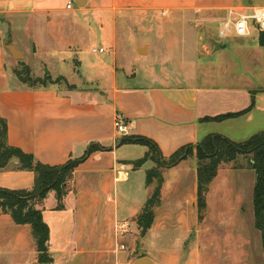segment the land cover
<instances>
[{"label":"crops","instance_id":"0c3cea01","mask_svg":"<svg viewBox=\"0 0 264 264\" xmlns=\"http://www.w3.org/2000/svg\"><path fill=\"white\" fill-rule=\"evenodd\" d=\"M74 3L78 5L77 0H0V116L8 124L9 145L33 154L44 165L60 166L70 159H81L92 143L104 147L78 166L61 205L50 192L39 208L50 230L48 252L53 264L90 252L118 255L113 261L123 264L125 249L119 250L118 241L125 238L126 228L121 226L136 223L141 205L143 208L150 198L145 200V190L150 188L152 194L156 187H148L144 179L154 167L152 162L139 170L131 164L143 158L148 149L120 145L124 137L151 139L163 157L170 158L210 134L242 143L264 133L261 35L253 30L246 37L234 33L221 37L219 32L233 13L257 6H243L238 0H84V5L75 9ZM18 15L28 27L32 25L35 54L40 51L37 41L49 28L56 29L61 52L78 56L71 37L82 24L83 31L98 37L108 49L101 47L105 49L103 56L88 64L89 77L76 71L78 84L62 77L76 87L74 90H63L60 85L35 88L20 80L11 87L14 75L8 66L15 73L16 65L4 45L7 41L17 45L11 35H3L2 26H12V17ZM26 66L36 78H42L35 65L26 62ZM228 114L237 116L208 120ZM118 120L128 127L123 136L115 126ZM17 165L13 160L12 168L0 170L1 188L34 186L35 174L16 170ZM234 171L248 174L252 180L250 199L254 198L255 171L250 166L224 164L210 185L207 212L210 197L219 187L226 190L229 178L234 181ZM163 177L161 204L149 232L159 228L161 221L198 222L196 161H182L166 169ZM120 189L126 196L136 190L133 205H121ZM242 193L245 195L241 190L235 198L238 207L245 202ZM241 212L238 209L236 215L241 216ZM199 249L192 252V260ZM27 250L28 261L17 257ZM0 264H39L31 227L17 225L7 214L0 217Z\"/></svg>","mask_w":264,"mask_h":264},{"label":"rangeland","instance_id":"374dc122","mask_svg":"<svg viewBox=\"0 0 264 264\" xmlns=\"http://www.w3.org/2000/svg\"><path fill=\"white\" fill-rule=\"evenodd\" d=\"M238 2L243 6H264V0H238ZM74 8L79 9L75 3ZM83 21L81 20L82 23ZM24 22L20 15L12 17V26L7 24L2 26L3 35L6 38H11V35L18 50L25 56V61H15L16 70L24 71L27 62L31 66H36L42 79L51 74L56 78H52L55 81L66 77L69 83L78 84L80 79L76 71H79L82 76L89 77L88 64L103 56V53L96 54L92 50L104 46L107 48V44L100 41L98 37L83 31L82 24L80 29L75 31L77 34L74 33V36L71 37L75 40V52L78 53V56L74 57L61 52L62 44H59V41L56 42V29L49 28L43 30L41 39L39 38L37 41L40 45V51L38 50V54H35L33 51V44L36 41L35 32L30 28L32 27L31 24L28 27ZM25 26L28 27V30H25ZM256 35L255 33L253 36ZM49 39H52L53 42ZM6 59L12 65L13 60L8 53ZM78 61H82L83 64L79 65ZM8 70L14 75L9 82V86L13 87L19 78L13 73L11 67L8 66ZM31 76L36 78L32 71ZM57 85H60L59 87L63 90H71L65 83ZM240 165L249 166V158H238L237 161L227 164V167L237 168ZM153 168L163 172L166 170L156 167L155 164ZM143 169L145 170L146 167ZM231 174L236 184L229 178L230 183L226 190L220 187L219 190H216L218 192L214 193L212 198L210 197L209 210L205 212L201 221H161L159 228L152 229L151 232L148 231L145 236H142L137 223L130 222L125 229V238L121 242L118 241L119 250L125 249L123 251L125 253L123 264H134L136 260L145 257L156 264H264V240L261 231L256 226L254 202L253 199H250L252 193L249 183L252 180L245 172L237 174L234 171ZM144 179H146V174H144ZM235 186H237V192ZM148 190H145V200L152 195ZM241 190L245 191V195L242 193L245 202L238 207L235 198ZM145 192L143 190V193ZM223 192L228 197L223 198V194H221ZM129 194L130 196H126L125 191L120 189L121 205L123 203L134 204L135 196H137L136 190L133 194ZM166 202L167 204L170 203L169 201ZM238 209L242 210L241 216L236 215ZM201 231H203L202 234H200ZM198 235L205 242L199 243ZM197 249L199 252L196 255L193 253L195 256L192 260V252ZM171 251L177 253L170 254ZM17 257L28 261L30 252L27 250L26 253L17 255ZM117 258L118 255L111 254L109 256V254L104 255L99 252L79 253L67 256L61 264H117L116 261H113Z\"/></svg>","mask_w":264,"mask_h":264},{"label":"trees","instance_id":"16d2710c","mask_svg":"<svg viewBox=\"0 0 264 264\" xmlns=\"http://www.w3.org/2000/svg\"><path fill=\"white\" fill-rule=\"evenodd\" d=\"M260 41L264 45V35L260 36ZM15 74L22 83L35 88H47L49 85L60 83L67 84L71 90L76 88L70 86L64 78H59L57 81L49 75L43 79L33 78L28 66H25L24 71L15 70ZM241 114H238V116ZM234 116L237 115L228 114L208 120L223 121ZM120 142V145H140L148 149L143 158L131 163L135 170L141 169L148 162H153L160 169H170L176 167L182 161L190 158L194 159L198 174L199 221L204 218L207 210V194L210 185L218 175L220 167L235 162L241 157L249 158V166L256 174L253 198L254 216L256 226L261 231L264 240V133L256 134L242 143L233 142L220 134H210L195 145L182 147L170 158L163 157L158 145L145 137H124ZM104 150L101 145L92 143L81 159H70L66 164L60 166L44 165L33 154L9 145L8 124L0 116V170L12 168L11 162L17 160L16 170L30 171L35 174V183L31 189L10 190L0 187V217L7 214L11 216L17 225L31 227L39 264L53 263V258L48 252L50 230L44 222L43 211L39 208L40 205L46 200L50 192L56 194L61 205L68 193L69 183L78 166L93 153ZM163 173L157 168L147 172L146 185L149 187L156 184V187L136 218L142 236H145L152 228L156 209L161 204L164 183Z\"/></svg>","mask_w":264,"mask_h":264},{"label":"built area","instance_id":"2783aa9c","mask_svg":"<svg viewBox=\"0 0 264 264\" xmlns=\"http://www.w3.org/2000/svg\"><path fill=\"white\" fill-rule=\"evenodd\" d=\"M71 8V4L68 5ZM233 18L221 24L220 35L226 37L230 33H234L240 37L249 36L253 30L260 35H264V8H251L245 12L233 13ZM93 53H105V49H93ZM117 132L120 136L127 133L128 127L124 125L121 120L116 121L115 124ZM127 225H122L125 229Z\"/></svg>","mask_w":264,"mask_h":264},{"label":"water","instance_id":"95a60500","mask_svg":"<svg viewBox=\"0 0 264 264\" xmlns=\"http://www.w3.org/2000/svg\"><path fill=\"white\" fill-rule=\"evenodd\" d=\"M77 3L79 6H82L84 5V0H77ZM4 47L12 55L15 61L25 60V56L23 55V53L20 50H18L17 47L11 41H7ZM134 264H156V263L151 259L145 257L136 260Z\"/></svg>","mask_w":264,"mask_h":264}]
</instances>
